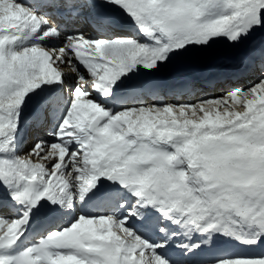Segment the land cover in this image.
I'll return each mask as SVG.
<instances>
[{"label": "snow or ice", "instance_id": "snow-or-ice-1", "mask_svg": "<svg viewBox=\"0 0 264 264\" xmlns=\"http://www.w3.org/2000/svg\"><path fill=\"white\" fill-rule=\"evenodd\" d=\"M0 264H264V0H0Z\"/></svg>", "mask_w": 264, "mask_h": 264}, {"label": "bare ground", "instance_id": "bare-ground-1", "mask_svg": "<svg viewBox=\"0 0 264 264\" xmlns=\"http://www.w3.org/2000/svg\"><path fill=\"white\" fill-rule=\"evenodd\" d=\"M251 81H247L245 82L244 86L245 87H248L250 85ZM207 95H219L220 93L219 92H216V91H210V92H207L206 93ZM152 101H149V103H151ZM174 102V101H173ZM181 102H185V100H181ZM260 249H256V251H259Z\"/></svg>", "mask_w": 264, "mask_h": 264}, {"label": "rangeland", "instance_id": "rangeland-1", "mask_svg": "<svg viewBox=\"0 0 264 264\" xmlns=\"http://www.w3.org/2000/svg\"><path fill=\"white\" fill-rule=\"evenodd\" d=\"M202 70V69H201ZM256 251V250H255ZM259 251H261V250H259ZM259 251H257V252H259Z\"/></svg>", "mask_w": 264, "mask_h": 264}]
</instances>
